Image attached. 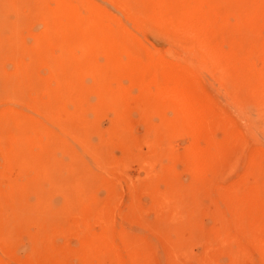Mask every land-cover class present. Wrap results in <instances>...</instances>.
Wrapping results in <instances>:
<instances>
[{"label":"rangeland","instance_id":"rangeland-1","mask_svg":"<svg viewBox=\"0 0 264 264\" xmlns=\"http://www.w3.org/2000/svg\"><path fill=\"white\" fill-rule=\"evenodd\" d=\"M68 1L79 26L93 34L90 55L101 71L115 68L104 65L103 45H95L98 29L105 32L103 43L129 47L134 59L122 58L128 65L151 61L173 79L183 72L180 89H189L186 101L193 107L185 117L175 107H151L139 79L121 76L118 83L129 91L114 100L118 107L90 106L91 130L79 132L87 137L85 147L67 137V114L57 110L55 146L65 133L66 149L56 156L73 160L72 171L56 167L50 173L53 187L62 186V192L52 188L60 218L45 225L27 218L21 205L35 200L33 186L9 194L12 184L29 177L12 155L20 150L14 140L21 116L32 113L26 83L29 71L37 73L32 60L63 51L51 29L59 0H0V264H264V0H153L154 11L165 14L153 21L124 0ZM179 5L190 12L171 18L167 12ZM245 34L250 38L237 45ZM66 49L74 58L83 55L76 41ZM238 55L254 66L239 68ZM252 70L259 82L245 76ZM80 81L82 97L95 104V76L86 72ZM27 143L19 146L21 156L28 151L35 158ZM69 146L75 157L69 158ZM77 165L94 176L86 179L90 169Z\"/></svg>","mask_w":264,"mask_h":264},{"label":"bare ground","instance_id":"bare-ground-1","mask_svg":"<svg viewBox=\"0 0 264 264\" xmlns=\"http://www.w3.org/2000/svg\"><path fill=\"white\" fill-rule=\"evenodd\" d=\"M124 1L126 3H128L129 5H131L132 8L136 9L137 13L141 14L145 19L149 18L146 21H149V20L153 21L154 17L160 16L158 18H161V17L165 16V14L163 12H159L160 10L158 11V13H156L154 11L153 0H124ZM38 6H39V10H41V6L40 5H38ZM70 8H72L71 2H69L68 0H59V3L57 4V6L55 8V13L58 14L59 20L57 22H54L53 24H51V29L52 30L56 29L57 41L59 40V43L61 45H63L62 46L63 51L61 52V54L58 57H51L45 51L41 55L40 58L33 59L31 62L32 66L30 67V69L33 68L34 71H36L37 73L35 74L34 72L32 73L29 71L28 75L32 74L31 75L32 77L27 75V79H26L27 86L29 87V89L32 93L31 98L28 101V104H29L28 107H29V109L32 110V113H29L27 115L24 114L23 116H21L22 125L18 129L19 139H16L14 141L16 142L18 140L17 143L20 145H22V144L24 145L25 142H28L27 146L31 145V147H32L31 151L35 152L36 156L34 155L35 158H28V153H27L28 151L24 152L25 154L27 153L26 154L27 157L24 153H23V156H21L20 150L22 148L19 147L20 145L18 146V149H20V150H18V152L16 151V154H12L15 159L17 157V161L18 160H19V162L23 161L22 162L23 165L20 168V171L23 173H26L29 177L26 179L25 182L20 181L19 183L12 184L11 185V188H12L11 193H9V194L10 195H14L13 193L19 194V193H21V191L26 189V185L30 184L31 186H33L32 191L34 193L32 194V197L35 200L30 202L29 205H21L22 203H20V205L22 206L24 211H26V213H27L26 217L27 218L37 219L38 223L44 224V225H45V223L48 222V220H50V218H60L59 216L57 217V215H55V213H56L55 205L53 204V201H52V199H53L52 188H55V187H53L54 186L53 183L55 180H54L53 176L50 175V173L56 167L63 168V170L64 169H66V170L70 169L71 170V168L68 167L69 166L68 161H70V160H71V162L73 161L72 159H70V160L66 161L68 163L67 164L64 161L66 158L65 159L62 157L58 158V156H56L57 152H61V151L65 152V149H66L65 148L66 147L65 146L66 139L64 138L65 133H63V135L61 137L58 135L60 138L57 137L59 140L57 142V145L55 146V143L57 140L54 141L55 140L54 139L55 132H54V129L52 127L56 126L58 128H61V126L59 124L61 122L57 116L58 115L57 110L58 111L63 110L67 114L68 121H65V123L66 122L68 123L67 129H66V134L68 131L67 137H69V136L73 137L70 139L72 141L74 139L76 140V138H77V140L80 139L79 141L82 142L83 147H85V143L87 142V140H86L87 137L81 135L79 132L81 129L84 130V128H86V130H84V132H86L88 129V126H89L88 122L90 119L87 118L86 114L91 110V107L98 108V107L108 105V104H109L108 106H115V107L119 106V103L114 102V100H117V98L119 96L127 95V92L129 91L128 88L122 87L121 84L118 83V80L120 79L121 76L127 77L130 75H134L135 77H137L139 79L140 84H141V92L143 95L148 97V103L150 104L151 107L157 106V108H158L159 106H163V105L175 107L176 110H178V112H179V116L188 115L189 112H186L187 108L193 107L192 105L188 104V102L186 101V99H188L190 96V95L188 96V94L190 93L189 89L186 86L184 88V91L182 89H180L182 86V83H184L185 79H186L183 72L179 73L178 76L176 77V79H173L169 76H166L165 74L158 72V70H161V67L158 64L150 63L151 61L144 60V61H141V64L131 62L130 65H128L127 63L124 62L125 60H123L122 58L125 56V57H128V59H129V58L134 56V53L129 49V47L126 46V44L124 42L114 41L115 43H113V44L103 43L105 41L102 40V37L105 35V32L103 30L98 29L97 39L96 40L93 39L94 41H96L95 45L96 44L103 45L102 49L106 53L104 65L109 66L110 68H112V67L115 68L114 72L113 71H105V72L101 71V69H99L98 64L94 61V58H92L90 55L91 48H89V46L91 43L89 44V42L92 40L93 34H91V32L88 31L87 29L79 26L82 24H80L78 22L77 17L73 14V12L71 11ZM172 8H175V9L171 13H170V9H169V12H167V13H169V16L173 19H175V17H174L175 15H173V14H176V15H178V17H181V16L186 15L187 13L190 12V9L186 6H183V5H179L178 7H172ZM195 17H193V19ZM198 17H199V15H198ZM158 18H157V20H158ZM162 20H164V19H162ZM177 20H179V19L177 18ZM184 20H185V17H184ZM196 21L198 22L197 17H196ZM160 22H161V19H160ZM162 22H164V21H162ZM192 22H195V21H192ZM156 23H158V22H156ZM151 24H153V23H151ZM168 24H169V22H168ZM176 24H177V22H176ZM200 24L203 25L202 22H200V23L198 22L199 27H201ZM170 26H172V23ZM177 26H180V25H177ZM45 27H46V29H50V22H48L47 19H46V26ZM181 29H180V31H181ZM193 29L195 30L196 28H193ZM53 31H55V30H53ZM181 32H183V31H181ZM195 33L196 32H194V34ZM201 33H202V31H201ZM44 35L45 34H43V38H44ZM199 35H200V33H199ZM248 37H247V35L245 37H239L238 36L237 39H236V37H234L233 40L236 39V42H237L236 44L240 45V44H244V42L242 40L250 38V37L249 38ZM47 39L50 41V38H47ZM43 41L44 40L42 39L39 42H43ZM74 41H76L81 46V48L83 50V55L80 56L79 58H74L69 53V49H66ZM257 48L258 47L256 45L255 49H257ZM255 56L257 58L258 55H255ZM239 57L240 58H239L238 62H241V64L239 63L238 67H239V65H241L240 67H242L241 69L243 70V67L248 66V63L251 61H248V63H247V60L245 57H241V56H239ZM133 59H134V57H133ZM248 60H249V58H248ZM259 60H261V58H259ZM238 62L236 61V63H238ZM257 63H258V60H257ZM250 64H252V63H249V67L251 66ZM43 67L46 68V71L43 73L44 76L41 77L40 75L43 71L42 72H40V71L42 70ZM86 72L95 76V82L98 85V88H95V92L98 96V100L95 102V104H92V105L89 102H87L84 99V97H82L83 93L86 90V87H85L84 83L80 81V78L83 77V74H85ZM110 72H113V73H110ZM244 72H245V70H244ZM244 72H242V73L245 74ZM108 73H110V74H108ZM236 73H238V72H236ZM256 73L253 72V70H252V73L248 72L247 74H245V76H247V78L248 77L250 78L249 79L250 83H252L253 81L257 82L256 81L257 79L259 82V78H258ZM112 76H117V79L116 80L112 79ZM151 85H153V86L150 87ZM260 89H261V87H260ZM260 100H262V98ZM198 114H204V113H198ZM37 115L43 119L38 118ZM183 117H185V116H183ZM180 118H182V117H180ZM185 119H187V118H185ZM69 122H74L75 125H73L71 123L69 124ZM217 124L219 125V123H217ZM72 125L76 129L72 128ZM71 128L73 130L70 131ZM88 130L89 131L91 130L90 126H89ZM211 131H212V129H211ZM71 132H75L74 135L76 137L72 136L73 133L71 134ZM87 132L85 134H87ZM211 134H213V132ZM214 135H216V134L214 133ZM208 136H210V135H208ZM79 137H81V138H79ZM213 137H215V136H213ZM70 140H69V143H70ZM75 140H74V142H75ZM72 141H71V143H73ZM67 147H68V145H67ZM211 147H212V145H211ZM69 148H70V146H69ZM69 148H67V149H69ZM74 148H75V146H74ZM88 148L90 149V147H88ZM94 148L97 149V146H95ZM75 149H77V148H75ZM11 150H12V147H11ZM82 150L85 151V149H82ZM13 151L14 150H12V153H13ZM68 151H70V150H68ZM85 152L86 153L89 152L88 155L91 154L90 153L91 150L85 151ZM96 152H97V150L95 151V153ZM70 153H71L70 154L71 156H69V158L75 157L74 156L75 153L73 152V150ZM66 154H69V153L67 152ZM18 156L20 159L18 158ZM76 159H78V158H76ZM84 159H86V158H84ZM20 160H22V161H20ZM77 161H76V163H78ZM81 162L80 163L83 164V161H81ZM76 163H75V166H76ZM21 164H19V165H21ZM85 164H87V163H85ZM71 165L72 164L70 163V166ZM77 167H78V165H77ZM78 168L80 169L82 167L79 166ZM85 169L86 168H84V171H85ZM87 169H90V168H87ZM204 169L202 171H204ZM92 170L93 169H90L89 170L90 172L86 173V174H88L86 179H88V177L91 178V175L93 173L95 174V172L94 171L92 172ZM78 171L83 173V170L82 171L78 170ZM89 173H91V174L89 175ZM54 174H56V173H54ZM94 174L92 176H94ZM83 175L84 174L81 175V178ZM196 176H197V174H196ZM57 178H58V176H57ZM84 178H85V175H84ZM257 179L259 181L258 177H257ZM90 180H87V181H90ZM242 183H243V181H242ZM57 185H56L57 186L56 188L59 191H61V189H59V188L62 186H59V184H57ZM260 185H262V184H260ZM260 185H258V186L261 187ZM258 186H256V187H258ZM65 188L66 187H64V189ZM260 189L263 193L264 191L262 190V188H260ZM58 190H56V191H58ZM92 192H91V194H93ZM233 192H234V190H233ZM257 194H259L258 191H257ZM73 195H75V194H73ZM89 195H90V192H89L88 196ZM260 195H262V194L260 193ZM260 195H258L259 196L258 198H262ZM90 197L91 196H89L87 199L90 200L91 199ZM88 200L85 201V204ZM165 201H166V199H165ZM88 203H91V201ZM238 209H241V206ZM263 231H264V229H263ZM255 244L257 245L256 242H255Z\"/></svg>","mask_w":264,"mask_h":264}]
</instances>
